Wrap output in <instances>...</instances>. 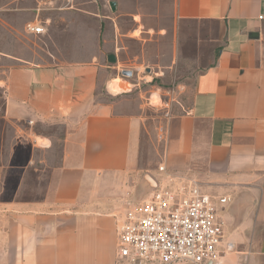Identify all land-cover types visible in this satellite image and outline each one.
<instances>
[{
    "label": "crops",
    "instance_id": "1",
    "mask_svg": "<svg viewBox=\"0 0 264 264\" xmlns=\"http://www.w3.org/2000/svg\"><path fill=\"white\" fill-rule=\"evenodd\" d=\"M0 30L2 118L30 152L56 154L40 199L10 196L0 165V264H115L145 116L110 84L131 87L123 72L137 65L184 78L165 163L231 198L217 205L234 244L222 264H264V0H0Z\"/></svg>",
    "mask_w": 264,
    "mask_h": 264
},
{
    "label": "built area",
    "instance_id": "2",
    "mask_svg": "<svg viewBox=\"0 0 264 264\" xmlns=\"http://www.w3.org/2000/svg\"><path fill=\"white\" fill-rule=\"evenodd\" d=\"M25 31L42 34L46 29L42 22H30ZM159 171L163 178L148 196L117 219L115 264H222L223 254L234 244L223 247L224 226L217 205L231 198L204 191L197 179L168 172L164 164Z\"/></svg>",
    "mask_w": 264,
    "mask_h": 264
},
{
    "label": "rangeland",
    "instance_id": "3",
    "mask_svg": "<svg viewBox=\"0 0 264 264\" xmlns=\"http://www.w3.org/2000/svg\"><path fill=\"white\" fill-rule=\"evenodd\" d=\"M0 41H4L2 30H0ZM7 63L10 62L0 59V66H5ZM137 68L141 71L134 72L131 77L126 78L131 83V87L124 95H129V109L137 108L139 104L143 105L141 110L145 120L139 155L140 176L139 180L135 182L134 188L129 189L125 186V198L117 204L119 216L124 214L130 206L138 204L144 197L148 196L152 188L157 185L158 180L163 178L159 171L160 165H166L168 172L182 174L178 170H171L165 163V145L167 121L171 115L184 109V101L189 96L187 89L179 83L184 78L174 75L159 78L154 73L155 70L148 71L143 65H137ZM1 76H3L2 72H0ZM125 77L127 76L123 78ZM157 92L160 94L161 100L154 103L151 97ZM101 97L108 100L113 99L107 94H102ZM3 114L4 93L0 87V165L6 170L7 179H11L10 196L20 200L40 199L45 194L49 180V169L46 162L43 163L42 160L48 159L53 163L51 159L56 154H53L54 152L45 153L37 147L32 148L30 152V148L23 145L15 136L12 125L3 120ZM34 128L45 133L56 132L61 134V129L58 127L43 129L34 126ZM30 160L31 163L29 164ZM149 177L152 180L148 179ZM128 183L129 180L126 181L125 185Z\"/></svg>",
    "mask_w": 264,
    "mask_h": 264
},
{
    "label": "bare ground",
    "instance_id": "4",
    "mask_svg": "<svg viewBox=\"0 0 264 264\" xmlns=\"http://www.w3.org/2000/svg\"><path fill=\"white\" fill-rule=\"evenodd\" d=\"M110 88L113 92H119V91H125V90H128L130 87H129V84H125L123 81H121V79L119 80H116V81H113L111 84H110ZM152 101L154 103H158L160 102L161 100V96L160 94L157 92V93H154L151 97ZM37 140L40 142V143H45V140L38 137Z\"/></svg>",
    "mask_w": 264,
    "mask_h": 264
},
{
    "label": "water",
    "instance_id": "5",
    "mask_svg": "<svg viewBox=\"0 0 264 264\" xmlns=\"http://www.w3.org/2000/svg\"><path fill=\"white\" fill-rule=\"evenodd\" d=\"M108 60L110 61V62H116V60H117V58H116V56L114 55V54H109L108 55ZM125 75H127V76H131L132 75V72L130 71V70H124V72H123ZM148 179H151L150 177L148 178ZM152 180V179H151ZM153 182V181H152ZM153 184V183H152Z\"/></svg>",
    "mask_w": 264,
    "mask_h": 264
}]
</instances>
